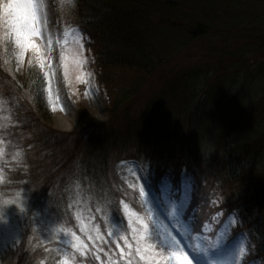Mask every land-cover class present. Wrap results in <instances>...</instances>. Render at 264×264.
I'll return each mask as SVG.
<instances>
[{
    "label": "trees",
    "instance_id": "obj_1",
    "mask_svg": "<svg viewBox=\"0 0 264 264\" xmlns=\"http://www.w3.org/2000/svg\"><path fill=\"white\" fill-rule=\"evenodd\" d=\"M54 3L58 14L61 5ZM67 3L72 4L70 8L75 14L65 16L64 20L84 29L89 36L87 50L91 73H96L98 80L104 84L100 86L107 98L109 111L113 115L120 109L131 112L126 119V127L119 129L121 121L119 117L113 116L116 118L113 127L109 123L94 124L88 118H82L79 132L72 135H64L52 129L44 123L47 107L43 103L45 85L39 67L29 66L20 84L4 61L8 59L9 53L6 51L2 58L0 47V104L3 103L0 111L6 110L10 121H14L13 116H19L14 125H22L12 129L10 135L23 143L24 147L31 148H27L29 153L23 154L18 164L7 167L5 173L9 170V176H12L14 169L22 173V164H33L35 160L36 170L42 171L43 168V171H49L45 162L51 164L60 158L63 170H59L60 173L55 171V175L59 173L60 177L51 180L58 194L50 195L49 192L45 196L53 201L51 212L54 218L58 217V222L67 225L73 224L76 212L80 211L87 223L88 212L83 207V202H87L97 217L95 223L103 227L105 223L100 219L101 214L95 213L97 201L102 204L105 200H114L116 206H121L125 200L132 203L136 198L135 188H129L116 174L113 166L119 159L139 156H145V161L155 159L160 176L151 174L154 182L161 175V181L170 178L171 175L166 176L165 173L168 169L173 171L174 165L187 171L191 169L198 172L203 203L210 215H213V211H219L212 207L214 200H219V208L228 214L233 210L225 206L223 200L225 203L241 202V211H244L241 213V225L245 224L255 232L253 264L258 261L264 264V177L258 172L240 173L243 159L239 153L243 150L239 147L227 150V138L235 130L228 132L223 129L224 136L212 132L210 139L208 133L204 141L200 132L202 128L229 124L224 116L222 118L224 111L219 109L220 101L212 108L210 104L212 112L208 119H198L203 109L202 96L213 90V82L219 85L216 73L222 61H235L239 57L264 59V26H261L264 24V0H75L74 5L72 0H67ZM239 27L244 30L243 36L237 33ZM253 27L259 31L254 39L258 44L251 42L253 35L247 34ZM205 37H214L217 41H213L212 46L206 49L207 42L201 40ZM192 55L196 61L193 64L191 61L186 62L192 59ZM176 60L181 63L177 64ZM197 62L204 65L203 71H210L209 76L214 75L211 85L208 74L200 66H194ZM173 63L176 66L165 81L160 80L161 85L155 88V82L152 81L149 85L150 79L157 80L155 77L164 68L174 66ZM201 71L205 76L204 88L202 86L196 95L195 87L202 79ZM146 84L151 89L147 90L145 96ZM221 89L220 85L215 88L210 103L225 96L219 97ZM140 95L144 99L134 109L132 103ZM216 106L218 108L214 113ZM193 117L194 124L201 129L182 130L183 125H193ZM26 118L28 121L24 124ZM241 131L239 127L236 133ZM69 148H73V153H69ZM129 148L141 154L131 156ZM63 150L66 153L62 154ZM36 170L34 174L38 172ZM66 189L69 191L67 198ZM78 191L82 203L78 208H72L70 202L74 194L77 197ZM217 193L220 194L215 195ZM103 247L105 253L114 254V250H110L107 244ZM45 248L51 247H43L35 241L34 246L26 248L25 254L16 253L14 261L24 255L22 262L25 264H33L32 260L57 264L59 254L55 252L53 256L46 255ZM8 256L0 249V264H9ZM76 260L85 264L99 263L89 255H76Z\"/></svg>",
    "mask_w": 264,
    "mask_h": 264
},
{
    "label": "rangeland",
    "instance_id": "obj_2",
    "mask_svg": "<svg viewBox=\"0 0 264 264\" xmlns=\"http://www.w3.org/2000/svg\"><path fill=\"white\" fill-rule=\"evenodd\" d=\"M53 1L54 0H36L37 3H43L44 5L43 15L40 19V26L44 36L50 35L52 37L50 53H48L47 51L49 46L47 45L46 40L41 38L40 36H33L31 38L32 42L37 46L39 51H34L31 47H29L25 52L24 57L21 58L18 54L19 49L15 44L14 37L5 38L4 33L6 29L3 27V25H0V47L1 52H3V54L1 53V55L2 58H4L6 51L9 53L8 59L5 58L4 60L9 72H12L13 76H15L20 84H22L26 77V69L29 66L33 68L39 67L40 74L44 79L45 85L43 103L47 107V110L45 111L46 117H44V123L57 132H60L64 135H72L75 132H79V122L82 118H88V120L94 124L105 125L106 123H109L111 127H113L116 118L119 117V120L121 122L118 125V128L125 129L127 124L126 119L131 112L120 109L113 115L109 111L106 104L107 98L105 99L104 92L102 91V88L100 86V84L102 86H104V84L98 80V76L96 75V73H91V67L89 65L90 62L86 57L84 46L86 39L82 36V34L79 33V36H77L76 32H73V34L64 43L59 40L58 35H60V33L58 32L57 27L60 23L55 20V11L54 9L52 10L54 5ZM66 1L67 0H57V2H59V4L61 5L59 17L62 19H65V16L70 17L75 14L70 8L72 4H66ZM261 26H264V24H261ZM237 29V33H240L242 36L245 34L242 28L239 27ZM258 33L259 31L256 30L255 27L247 32V34L253 35V40L251 42H253L254 44H258L254 42V39ZM201 40L202 42H207L205 47L206 49H208V47L210 48V46H212L213 41H217V38L205 37L204 40ZM78 42L79 44H82V48L79 49L82 53V56L74 57L72 55V50L78 47ZM263 53L264 49L262 51V55ZM41 54H44L45 57L44 68L40 67L39 56ZM28 59L29 61L27 62ZM185 61H191V64H193L196 59L192 55V59H187ZM176 62L177 64L181 63V61L177 60ZM200 62L195 63L194 66H200V69L203 71L204 65L202 66ZM65 65H67V75L65 74ZM173 65L174 66H171L169 68L166 66L167 68H164L161 71L160 75L155 77L159 81L154 80L153 78L150 79L149 85L151 81L155 82V88H157L158 85H161L160 80L165 81V78L176 66L175 63H173ZM202 71L200 75L202 79L199 83H197L195 87L196 95L200 93L202 86L204 88L203 79L205 77L204 73H206V71H203L204 73ZM206 74H208V82L211 85V79L214 78V75L209 76V70ZM216 76L218 77L219 85L222 87V89L219 91V97L225 94V96H223L225 98L221 97L219 98V100H214L212 103L209 102L215 88L219 86L215 85V82H213V90L207 92L206 96H202L203 109L201 111V114H199L198 119L201 121H205L206 119H208L209 113L212 112L211 108L214 106V104L220 101L221 104H219V109L225 112V115L223 112L222 118L224 116L225 119L229 121V124H216L214 128L209 127L210 129H208V127L202 128V130L200 131L202 133V137L204 141H206L208 133V137L210 139L212 132L224 136L223 129L224 131L228 132H230L231 130H235L234 132H231L230 136L227 138V140L229 141L227 150L230 151L233 147H239L243 150V152L239 153V157L243 159L241 161L242 166L239 170L240 173L242 172L243 174H246L248 171H252L258 172L261 174V176L264 177V59L260 57H257L255 59L239 57L235 61L234 59L230 62L222 61L220 64V70L218 73H216ZM149 89H151V87L146 84L145 96L147 90ZM190 93L188 97L190 96ZM143 95H140L135 100V102L132 103V107L134 109L138 107V102L144 99ZM2 104L3 103H1L0 105ZM210 104H212L211 108ZM217 108L218 106L214 108V113L217 111ZM40 113L42 114V111H40ZM113 116H116V118H114ZM228 117H230L231 119L229 120ZM1 123H3L6 127L9 126L8 123L4 120H0V124ZM192 123L193 125L188 124L187 126H181V129L184 131H187L188 128L193 131H195V128L201 129L200 126L197 127L194 124V117L192 119ZM204 123L205 122H203L202 125ZM219 123L221 122L219 121ZM239 127H241L242 131L236 133V130ZM74 147L78 148L77 146ZM72 149L73 148H69V153H73ZM132 149L135 148L132 147ZM129 150L131 151L130 148ZM63 153H66V150H63L62 154ZM138 154H141V152L136 153L134 151H131L130 155L139 156ZM31 157L33 156L31 155ZM139 157H141L145 161V156ZM21 159L22 157L18 152L11 154V156H4L0 148V193L14 198L17 192L23 190V193L27 198L23 212H18L16 206L13 205L7 213L8 218L5 219L7 220V223H0V249L1 252H6L10 255L8 256L10 261L8 260L7 263L9 262L10 264L12 262L13 264H20L24 258V255L20 257L18 254L19 257L16 259V261H14L15 254L20 252H23L21 254H25L26 248L29 245L30 247L31 245L34 246L35 241H38L43 247H51L49 249L45 248V253L49 256H53L56 252L55 249L57 248L67 247L68 252H73L70 246H66L61 243L60 235H56L54 233L52 238L46 239L40 231V225L48 226L54 220L56 221V223L52 225L53 228H63L65 231L71 229L72 231L76 232L77 235L81 237V239H85L83 234L79 232V224L76 220L73 219V224L67 225L58 222V220L53 217V215L50 213V210L53 209V201L45 198V196L49 192L50 195L58 194V192L55 191L54 188L55 183L53 184L51 180L53 177H60L59 173L61 170H63L62 168L64 167V165L61 164V159L56 158L51 164L46 161L45 163L48 164L49 171H43V168L42 171H40L39 169L36 170L34 168V163L36 162L35 160L33 164H29L31 168L29 166L25 168L24 174L20 173L16 169H14L15 171L13 172L12 176H9V170L7 173H5L7 167H13V165L18 164ZM202 162L204 165H207L205 161L202 160ZM148 163H150V165ZM156 163L157 162L155 161V159L154 161L153 159H150V161L148 159L146 160L147 167L152 170L151 174H159L160 176L159 169H157L159 165ZM113 167L115 168L116 174L119 176V178L122 179L129 188H132L133 185H135V187L133 188H135V190H138L139 192V187L142 184V181L137 179L140 167L136 162L127 161L122 158L119 159ZM34 170L38 171L35 173L36 175L31 174L34 172ZM57 170L59 173L55 175V171ZM183 170L185 169H181L178 166L174 165L173 171L171 169H168L165 173L166 176L171 175V177L164 179L163 181L169 179L172 181L173 177L176 178L178 175L179 180L175 184V188L177 190H182L181 180ZM134 173L136 174L134 175ZM188 173H190L191 176L194 177L190 169L188 170ZM162 178L163 177L161 175L159 180H157V183L160 186L159 193H155L147 177L143 182L147 185V190L155 201L160 215L167 219L166 214L164 213L162 200L159 198L162 195L166 194L162 192L163 188L167 187L166 183H163V181H161ZM226 182L228 181H225V183ZM75 195L76 194L73 195V199L70 202V206L72 208H78L76 205H74V200L77 198ZM240 203L241 202H238L235 205V203L231 202L230 204L227 203V205L232 208H238L237 205H240ZM124 204H128L129 210L133 211L131 203L128 202V200H125V202L120 206L121 216H124ZM212 206L219 207V204L215 200ZM37 213H39L38 217ZM49 214L53 218L48 216ZM165 223L169 228L173 230L174 235L181 231L179 226L173 223H169L168 221H165ZM206 225H209L210 227L208 229L204 228V232H212L213 237H211L210 234L208 235L206 233L195 234L196 230H193L189 238L192 241L193 245L210 242L217 239L220 229L216 232L215 230L217 228L213 224ZM110 227L111 222L105 223L103 227L100 226L102 234L106 235ZM33 229H36V231H33ZM231 229L234 230V228ZM15 236L17 237L14 239ZM177 238L180 239V236L178 235ZM33 239L35 240L33 241ZM69 239L74 242L71 237ZM85 242L88 243L89 248L92 249V252H90L88 255L94 258L93 253L95 252V249L93 248V246H91V242L89 244L86 239ZM51 244L54 245L51 246ZM183 244H189V240H182V245ZM107 245L110 250H114V254H111V256L113 257V259H116L119 249L115 247L114 242H112L111 240L108 241ZM121 246L123 245L121 244ZM36 248L37 245L35 246L34 250H36ZM235 248L236 245L235 247L230 248L229 244H227V240L218 245L217 248L209 249L207 254H205L204 252H192L191 249L185 247L182 250L177 249L174 251V258L172 259L171 264H189V261H193V264H213V261L215 262V264H235L234 260H228V258L234 252ZM20 249L22 250L20 251ZM157 251L160 250L157 249ZM104 253L100 254V258L104 261V264H107V256H105ZM58 254L59 259L57 260V264H60V258L63 256V253ZM164 255L167 256L168 253L165 252ZM51 258L52 260L54 259L53 257ZM32 262L33 264H44V260L41 263L37 260H32ZM98 262L100 263V261ZM22 263L25 264L24 261ZM73 264H78L77 260H75Z\"/></svg>",
    "mask_w": 264,
    "mask_h": 264
},
{
    "label": "snow or ice",
    "instance_id": "obj_3",
    "mask_svg": "<svg viewBox=\"0 0 264 264\" xmlns=\"http://www.w3.org/2000/svg\"><path fill=\"white\" fill-rule=\"evenodd\" d=\"M43 8V3H37L36 0H7V2L0 3V25H3L6 29L4 36L5 38L14 37L15 44L19 49L18 54L21 58L24 57L29 47L34 51H39L32 42L31 38L33 36H40L45 39L49 46L47 51L48 53L51 52L52 37L50 35L44 36L40 26ZM73 31L79 36L77 30ZM80 48H82V44L78 42V47L72 50L74 57L82 56ZM44 59V54H41L39 56L41 68L45 67ZM65 74L67 75V65H65ZM148 175L149 171L146 168L139 169L137 179L142 181L139 187V195L140 207L144 212L143 216L138 212L130 211L128 204L123 205L124 216H121L116 206V201L105 200L102 204L97 201L95 213L101 214L100 219L103 223L111 222V227L105 235L102 234L100 225L95 223L97 217L93 214V209L87 202H83V207L88 212L87 223H85L82 213L80 211L76 212L75 219L79 224V232L93 245L95 249L93 256L97 261H100V264H104V261L100 258V254L104 253L103 245L107 244L109 240L114 242L119 252L116 259H113L108 253H104L107 256V264H171L174 258V251L177 249L182 250L186 247L191 249L192 252H204L207 254L209 249L217 248L218 245L230 237L232 234L230 226L236 224L234 213L228 215L227 221L220 229L216 240L196 245H182V240H189L193 230L199 231L200 229L201 221L197 219L195 211L197 203L195 193L199 187L198 181L186 169L183 170L182 174V190H177L170 179L163 181L167 187L163 188L162 192L166 194L159 198L162 200L164 213L167 217L165 219L160 215L155 201L147 190V185L143 182ZM77 188L79 189V185H77ZM116 191L120 192V189ZM81 203L78 191L74 205L79 207ZM109 205H111V211H109ZM114 212L120 216L118 223L114 221ZM223 215L225 213L218 212L212 219L219 224V217ZM38 216L39 213H37ZM165 221L179 226L181 231L174 235L173 230L167 226ZM0 223L6 224L7 220L0 219ZM54 223L56 221L53 220L48 226L40 225V231L46 239L52 238L54 233L60 235L61 243L70 246L73 250L70 253L67 251V247L55 249L57 253H63L60 258V264H73L76 260V254L80 257H87L92 252L85 239H81L76 232L71 229L67 231L63 228L55 229L52 226ZM209 227V225H204L205 229ZM33 231H36V229H33ZM178 235L180 239L177 238ZM70 237L74 242L69 239ZM157 249L160 251H157ZM250 250L254 251L255 246L251 244L247 234H242L232 253L236 257L237 264H246V257ZM165 252L168 253L167 256L164 255ZM189 264H193V261H189Z\"/></svg>",
    "mask_w": 264,
    "mask_h": 264
},
{
    "label": "clouds",
    "instance_id": "obj_4",
    "mask_svg": "<svg viewBox=\"0 0 264 264\" xmlns=\"http://www.w3.org/2000/svg\"><path fill=\"white\" fill-rule=\"evenodd\" d=\"M72 3L74 5L75 0H72ZM26 199L27 198L25 197L23 190L17 192L14 198L9 197L3 193H0V219L8 218L7 213L13 205L16 206L18 212L24 210ZM228 260L229 261L234 260L235 264H237L236 257L233 254L228 258ZM257 264H260V262L258 261Z\"/></svg>",
    "mask_w": 264,
    "mask_h": 264
}]
</instances>
